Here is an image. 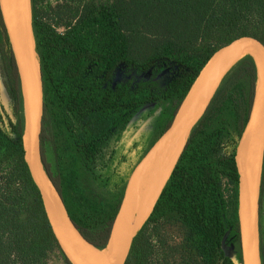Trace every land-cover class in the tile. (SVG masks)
Wrapping results in <instances>:
<instances>
[{
    "label": "trees",
    "instance_id": "obj_1",
    "mask_svg": "<svg viewBox=\"0 0 264 264\" xmlns=\"http://www.w3.org/2000/svg\"><path fill=\"white\" fill-rule=\"evenodd\" d=\"M50 127L44 168L70 218L107 245L125 177L168 124L208 59L234 37L264 42V0H30ZM0 264H45L58 244L24 154L16 68L0 17ZM240 58L191 127L125 264H241L232 154L254 94ZM141 127L139 132L134 133ZM128 143V144H127ZM264 178V148L260 187ZM261 264L264 232L260 229Z\"/></svg>",
    "mask_w": 264,
    "mask_h": 264
},
{
    "label": "water",
    "instance_id": "obj_2",
    "mask_svg": "<svg viewBox=\"0 0 264 264\" xmlns=\"http://www.w3.org/2000/svg\"><path fill=\"white\" fill-rule=\"evenodd\" d=\"M28 3L32 34L30 0ZM0 17L19 82L24 117V154L30 180L35 192L40 197L52 232L72 264H125L133 237L143 224L135 227L133 204L140 178L145 173L152 156L171 136L181 130H186L182 145L168 172L169 175L191 127L206 109L223 77L240 58L245 55L251 56L256 67L254 94L246 121L234 147L232 165L237 176V219L241 264H261L258 195L264 148V42L259 37L244 33L219 47L199 72L168 124L134 159L125 177L120 201L113 219L108 241V243L112 241L113 249L107 259L103 250L108 243L105 247L99 248L84 237L70 218L58 190L46 174L44 168L45 110L43 90L39 65L35 56L33 34V60H28L21 49L20 0H0ZM254 51L260 56V66L252 55ZM0 90L7 95L1 78ZM140 129L141 127L134 135ZM225 236L226 234L222 239V248L224 253L229 256L223 246ZM65 246L72 249L75 257ZM231 259L237 264L236 258L235 260Z\"/></svg>",
    "mask_w": 264,
    "mask_h": 264
},
{
    "label": "bare ground",
    "instance_id": "obj_3",
    "mask_svg": "<svg viewBox=\"0 0 264 264\" xmlns=\"http://www.w3.org/2000/svg\"><path fill=\"white\" fill-rule=\"evenodd\" d=\"M20 43L24 56L28 60H33V40L30 30L29 3L28 0H20ZM260 66V56L257 52H252ZM186 130L171 136L152 156V159L140 178V183L135 195L133 204V221L135 227H139L147 217L167 175L174 158L179 151L184 140ZM66 249L75 257L72 249ZM113 243L110 241L105 248L104 256L108 259L112 254Z\"/></svg>",
    "mask_w": 264,
    "mask_h": 264
},
{
    "label": "rangeland",
    "instance_id": "obj_4",
    "mask_svg": "<svg viewBox=\"0 0 264 264\" xmlns=\"http://www.w3.org/2000/svg\"><path fill=\"white\" fill-rule=\"evenodd\" d=\"M0 104L2 105V107L7 108L8 107V98L7 95H5V93H3L0 90ZM46 118H45V125H46ZM50 136V127L47 124V129L45 130V137L49 138ZM44 148H45V156L48 157L49 152H48V145L46 143V141L44 140ZM258 201H259V222H260V229L264 232V178L262 179V183H261V189L258 195ZM229 243H228V236L226 234L225 238H224V242H223V246L224 249L226 251V253L235 260V256L234 253L231 251V249H229L228 247ZM103 252H105V249L103 250ZM45 264H65L60 258L59 256H57L56 254H52L51 257L46 261Z\"/></svg>",
    "mask_w": 264,
    "mask_h": 264
},
{
    "label": "flooded vegetation",
    "instance_id": "obj_5",
    "mask_svg": "<svg viewBox=\"0 0 264 264\" xmlns=\"http://www.w3.org/2000/svg\"><path fill=\"white\" fill-rule=\"evenodd\" d=\"M128 144V143H127Z\"/></svg>",
    "mask_w": 264,
    "mask_h": 264
}]
</instances>
